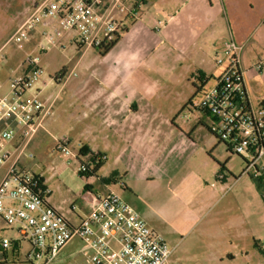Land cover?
<instances>
[{
  "label": "crops",
  "instance_id": "obj_1",
  "mask_svg": "<svg viewBox=\"0 0 264 264\" xmlns=\"http://www.w3.org/2000/svg\"><path fill=\"white\" fill-rule=\"evenodd\" d=\"M40 1L29 0L24 13ZM249 12L258 17L245 27L242 16ZM116 17L123 29L105 53L84 48L71 34L63 39L62 47L43 45L45 25L31 34L29 44L38 50L46 70L37 86L38 96L51 107L45 129L31 143L34 152L43 156L47 138L55 146L52 135L67 137L76 151L106 156L97 173L109 159L124 160L127 165L126 160L141 159L144 173H158L173 157L178 143L173 119L176 107L170 96L180 94L178 88L186 80L194 87L200 78L201 85L211 79L214 84L226 67L216 62L219 52L231 39L244 45L239 67L249 104L257 107L264 102V92L257 93L247 76L248 68H258L264 58V0H126L124 11ZM70 72L76 75L66 78ZM59 74L65 78L57 79ZM200 112L211 120L209 114ZM180 142L190 144L183 137ZM263 159L259 170L264 168ZM208 206L207 230L216 245L222 244V248L216 247L215 260L224 264L239 254L248 258L242 240L245 236L255 239L259 229L252 222L244 228L243 219L236 214L242 201L216 200ZM137 211L157 231L150 217ZM255 246L263 250L259 240Z\"/></svg>",
  "mask_w": 264,
  "mask_h": 264
},
{
  "label": "built area",
  "instance_id": "obj_2",
  "mask_svg": "<svg viewBox=\"0 0 264 264\" xmlns=\"http://www.w3.org/2000/svg\"><path fill=\"white\" fill-rule=\"evenodd\" d=\"M125 1L41 0L12 39L21 42L45 25L43 36L50 48L62 47L63 39L71 34L84 48L102 49L123 29L116 14L124 11ZM243 49L244 45L234 39L225 42L228 65L200 100L192 99L191 106L209 114L211 130L219 141L242 156L247 169L255 168L260 174L257 166L264 156V102L252 107L247 99L239 67ZM41 59L40 54L27 55L18 67L20 73L10 79L9 89L3 93L0 87V218L8 226L17 224L19 232L15 240L0 239V264L9 263L8 250L16 254L25 243L27 261L50 264L76 237L90 250L88 264H169L173 248L112 187L106 186L102 194L91 193L84 215L77 213L76 204H72L70 212L76 220L50 202L44 178L29 165L34 157L31 143L45 129L51 109L38 96L37 86L44 74ZM216 62L223 64L225 60L218 57ZM257 67L264 68V58ZM70 75L76 72L66 74V78ZM56 78H65V74ZM52 137L56 151L78 161L80 151L67 137ZM89 169L91 163L82 161L81 171Z\"/></svg>",
  "mask_w": 264,
  "mask_h": 264
},
{
  "label": "rangeland",
  "instance_id": "obj_3",
  "mask_svg": "<svg viewBox=\"0 0 264 264\" xmlns=\"http://www.w3.org/2000/svg\"><path fill=\"white\" fill-rule=\"evenodd\" d=\"M28 2L0 0V86L3 93L9 89L10 79L20 73L18 67L25 57L39 54L30 46V37L21 42L12 39L17 27L32 11L24 13ZM257 17L256 12L246 13L242 16V23L245 27L250 26ZM41 41L46 45L44 37ZM250 55L255 53L250 52ZM219 57L227 66L230 57L224 51L219 52ZM247 76L257 93H263L264 68H248ZM197 85L200 89L186 80L178 88L180 94L170 96V103L176 107L173 119L175 141L178 143L173 157L158 173H144L141 159L126 160L130 165L124 160L116 163L109 159L96 175L83 176L81 162L56 151L52 138L46 139L43 156L31 149L34 157L29 162L34 172L44 178L52 203L73 220L76 219L70 212L72 204H76L77 213L84 215L88 211L86 203L91 193H105V184H110L137 210L150 217L151 225L173 248L169 264H222L215 260L216 247L222 248V244L216 245L207 230L210 219L208 205L211 201L228 202L237 198L242 201V209L236 213L238 218L243 219L245 229L250 227L249 222L257 225L258 238L245 236L242 240L249 252L248 258L239 254L236 260L224 264H264V168L260 167V174L255 168L247 169L242 156L219 142L211 130V120L188 105L191 97L200 100L203 93L213 86V80L203 85L198 81ZM175 90L173 88L174 93ZM182 137L187 138L190 144L181 143ZM91 166L94 167L93 164ZM17 228V224L8 226L0 218V239H17ZM256 240L263 245L262 251L255 246ZM26 251V243L16 254L8 250V264H32L24 257ZM89 252L86 243L76 237L50 264H88Z\"/></svg>",
  "mask_w": 264,
  "mask_h": 264
},
{
  "label": "trees",
  "instance_id": "obj_4",
  "mask_svg": "<svg viewBox=\"0 0 264 264\" xmlns=\"http://www.w3.org/2000/svg\"><path fill=\"white\" fill-rule=\"evenodd\" d=\"M119 37L120 36L117 35V37H116V39L114 41H112L110 44H108L104 48L100 49L101 52L102 53L107 52L112 47V45L115 43V41L119 39ZM200 81H203L202 78H200ZM204 81H207V79H205ZM195 87H196V89H200L197 86H195ZM191 101H192V99L188 102V105H191ZM229 150H231V149L229 148ZM102 156L103 155L100 154V153H93V152H90V151H87V150H85V151L81 150L80 153H79V157L80 158H78V161L82 162L84 159H87V162H90L91 165L93 164V166H94L92 169H89L86 172L81 171V175H83V176L96 175L98 170L102 167L104 161L106 160V159L105 160H101L100 158Z\"/></svg>",
  "mask_w": 264,
  "mask_h": 264
},
{
  "label": "water",
  "instance_id": "obj_5",
  "mask_svg": "<svg viewBox=\"0 0 264 264\" xmlns=\"http://www.w3.org/2000/svg\"><path fill=\"white\" fill-rule=\"evenodd\" d=\"M263 201H264V197H263Z\"/></svg>",
  "mask_w": 264,
  "mask_h": 264
}]
</instances>
